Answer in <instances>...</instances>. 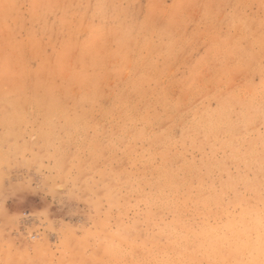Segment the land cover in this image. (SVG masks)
I'll return each instance as SVG.
<instances>
[{"label":"rangeland","instance_id":"374dc122","mask_svg":"<svg viewBox=\"0 0 264 264\" xmlns=\"http://www.w3.org/2000/svg\"><path fill=\"white\" fill-rule=\"evenodd\" d=\"M7 1L10 2V0H7ZM24 1H25V3L28 1V3L25 4V3H23ZM54 1L56 2V4L54 6L55 8L53 9V13L52 14L50 13L49 15L46 16L45 23L48 21V24L46 23L47 27L48 28L50 27L49 29H53V28H55V29H53L51 31L47 30V32H45V30L43 28V20L41 18L39 19V17H38L34 21H32V18H30V6H29L30 4H29V0H13V1H11L14 4V7H15V8L13 7L15 9V11H13V17L17 21L18 20L20 21V27L13 26L11 20H8L2 26L0 25V30H2V28H3V30H4V28H6V30H8V31L5 32V34H4L5 30L1 31L4 34V37L0 38V51H3L2 50L3 48H4V51H6V50L9 51V50L13 49V51H10V54L12 56L11 52L14 53V51H16V49H14V45L15 44L25 43L26 42V38L25 37L29 34V32L31 30H34L35 35L37 34L36 36H38L36 38L40 41V43L41 42L43 43V44L41 43L42 44V49H43L42 50L43 54L45 56H47L48 58H50L51 57V47L49 45L45 44L47 42V39L50 38L52 40L54 38L52 41L55 42L56 46H59L60 41H63L65 39H67L65 37L66 36L68 37V34H69L67 28L66 27H62V22L60 21V17L62 16L60 14H62V12L59 9V5L62 6L63 4H66V3H63V2H65L64 0H58V1L54 0ZM67 1L68 0H66V2ZM76 1L77 0H71L70 6L76 8L77 10H80V12H82L83 10L87 9L86 10V16L82 20V22H83V25H85V26H86L85 23L88 22L87 23L88 25L86 27L87 30L85 29V27L82 28V26H81L77 30H75L74 33H73V40H75V39L77 40V38H78L79 41L78 42H75L76 40L73 41L75 43H74V45H72L71 48H73L76 45L77 47H74L73 50L75 51V48H76L77 49V53H73L74 51L72 50L73 52H72L71 55L73 57L70 59L71 60L70 62H74L73 58L79 52V45L83 42V40L86 38V36L88 34V26L94 25L93 28H95V27H98L99 25H101L100 22L98 21V19L91 15V11L93 10L94 4H95V0H78L77 2ZM89 1H90V4H88ZM112 1L115 4V0H107V1H105L106 2V6L109 5L108 7H110L111 10H113L112 6L110 4ZM132 1H134V0H132ZM132 1L129 2V3H127V2L123 3L122 2V4H121L122 7L121 8L125 9L126 12L128 10H130V11H128L129 14H128L125 22L127 23L129 20L132 21V22L129 21L127 24L135 25V26H137V29H138L139 28L138 26L141 27L140 23H142L143 18L146 17L147 12H148L146 7H144V6H146L147 3L151 2L152 0H137V1L135 0L134 2H132ZM159 1H160V6L156 5L155 9H154L155 12H158V13H155V12L153 13L152 12L153 14H151L152 16H150L151 20H154L152 22V23H154L153 24L154 26H152V23H151V25L147 24L146 26L142 27L143 31H140L139 35H137V36H133L132 35L131 36V37L136 38V40L140 37V39H138V41H140V42L143 39V37H141V36H146V37L148 36L150 39L147 37V40H149V41H147V40H145V41L149 42V44L151 45V48L148 51L150 55L148 54V52L145 49L138 50V48H136L137 46H134L135 52L131 53L132 51H134L133 50V45L128 43L129 47H126L128 45L127 42L125 43V44H127L125 47L124 46L120 47L119 48L120 49L119 53H121V54H119V55L123 54V57H125V59H126V63L119 64L120 65V69L119 70H115V69H118V67L116 66L114 68V70H113L114 72H113L112 76L108 75V76H110V78L108 76H107L108 79H106L107 77L106 78H102V79H106L105 83H104L105 80L103 81L101 79L103 82L100 80L97 88H98V92L100 94L103 93L104 97L102 96V94L101 95L99 94L98 97H95V99L93 101L90 100L91 103L88 100H84V101L81 102V101H79V98L76 99L75 97L80 96V92L82 90L80 91L79 88L74 86L75 89L76 90L78 89V92H79V94H76L78 92L74 91L75 89L73 90L74 87L72 85V87L70 88V91L72 92V90H73V92H75V94H73V92H72V94L74 96L75 95H77V96L74 97L70 93V95L67 96L64 99L63 98H58L59 110H61V111H60V113H54V114L55 115L56 114L57 115H59V114L62 115L63 114L62 117H64L65 119L62 118L60 115H59L60 116L59 118H58L57 115H56L57 117L54 118L53 116H55V115L49 114V115H51L50 116L51 122L55 123V124H52V126H49L48 124H45V127L50 128V130H46V128H44V133L40 132V127H44V125L42 126V124L44 122L43 119H42V115H41V114H43L42 112H40V113L39 112H34V113H38L36 115H34L33 112H31V115H30V113H26L25 115H23L24 116V122H22L20 124H15L12 128H7L6 125H0V264H46L49 261H50V264H61V263L62 264H95V263L96 264L97 263L98 264H104V263H107V264H109V263L110 264H132V262H134L135 264H140L143 261V264H144V258H146L144 255H147V252H150L151 249H152V253H155V252H153L154 249H155L154 248L155 245L153 243L156 244V241L159 240V239L158 238L157 239L154 238V240L156 239L154 241L152 236H151V238L148 237L146 239L145 238L143 239L144 235L149 236L150 233H152V232H150V230H152L151 229L152 225H151V228H150L149 224H148L149 227H147L148 230L144 231L145 228H146L145 227L146 226L145 225L146 221H148L147 218L150 217V220H151V219H155L156 217L162 216V218H163L162 220H165L167 222V221H169L168 218H170V216H167V214H159L157 209L155 208V206L153 204H148L144 200L145 196L150 195V197L154 198V199H155V196H156V190L154 189V186L150 187V185L147 184V183H146V186H145L144 182H145V179L148 178V176H147L148 173L147 172H143L142 164H140L138 162V161L142 162V160H140V159L143 158V157H139V155L141 156V154H143L145 159L148 157L147 156L148 154H146V151L149 148V146H148V144L145 143V140L141 141L139 139H135L134 141H136V142H134L133 139H132V136L128 135L130 133H131V135L134 133V131L132 129L133 127L131 128V130H132L131 132H129L130 128H128L129 131L127 130V127H125L126 130H122L121 129L122 123H120L121 120H120V117H119L118 113H117V115H114V118H111L110 116H112V113L109 114L106 111V110L109 109V106L112 104L113 98L120 92V89H122V87H124V85L126 86L128 77L129 78L132 77V79H136V78H138L139 74L142 73L143 70H144L143 68H140L141 69V71H140V69H138V68L142 67V65L141 66L135 65V64L133 65V64H131V60L133 61V60H135V58H137V57L139 58L140 56H142V58H143V59L139 58V61L141 63L144 62V61L145 62L147 61V60H145L146 57L150 58L151 60H152V58H153V60H154V58H156L154 60L155 62L157 60H159V61L156 62L158 64H155V62L153 60L152 61L154 63H152L151 60L148 61V63H151V64L148 65L147 67L150 68L151 65L155 64L156 67L153 66V68H156V69H153L151 67V69H153V72L150 71V69H148V70L146 69L145 73L143 72L144 73L143 76H145V77L149 76L148 79L149 78H151V79L153 78V80L149 79L148 82L145 81L146 82L145 83V88H146L147 92H145L146 95H145V93H143V94L145 96L149 95V96L152 97V95H150V93L152 94L153 90H154L153 93H155V90H157V88L161 91L162 89H161L160 85H163L162 87H164V88L167 85L166 87L167 88L169 87L170 91L167 88H165V90L167 91L166 93H167V97L169 98V100L176 101L177 98L180 99L181 97H182V100H183L182 101V105L184 107L182 105H178L177 109H176V106H175V108H174L175 110L172 111V112H174V111L178 112V113H176V112L174 113V115L176 117H177L178 114H181L182 117H184L185 114L188 115V113L190 111H192L193 108H195V109L199 108L197 111H200L201 110L200 109L201 108L200 107L201 103H202V105H201L202 109L206 105H208L209 108L213 109L215 107V105H216V99H217L216 97H218V95H221V94H223V96H226L228 94H233V95H235L237 97H240V98H243L242 96L245 97L247 95L244 98L247 101L248 99H250L252 97V93H251V91H252L253 94L256 96V97H254L255 101L257 100V102H259V103H262V104L264 103V99H263L264 98V93H263V91H261V90H264V74L259 75L258 73H254L252 68L241 66L242 59H239L238 56H241L240 53H243L242 50L238 51L239 55L234 54V51L232 49H228V48H232V44H231L230 45L231 47L229 46L227 48L228 51H227V49H225L226 51H224V53H225L224 54L223 51H222V50H224V47H222V45H221L222 44V40H220L221 38L218 37L219 35L218 36H212L210 34L211 35L210 36L208 32L202 33L204 30H206L208 28L210 23H213V25L215 27H217V28L219 27L220 28V32H221V30H223L221 32L220 36H222L226 32H229V30L231 32V33L229 32L230 35L234 36L235 33L234 34L232 33V32H235L234 31V26L231 25L232 24L231 21L227 22L228 20H230L229 16H227V14L230 13L235 8L238 9L237 7H239L238 10L241 12V15L242 14L246 15V17H245L246 20H248L249 18L251 19V21L250 20L247 21L246 31L249 30L248 33L252 36V39L254 40L256 37H259V35L264 34V26H258V24L256 25L257 21L263 20L264 0H262L261 2L259 0H214V2H213V0H204V1L202 0L203 2L201 0H188L186 2V3H188V4H186V7H185L184 0H183V2L180 4L181 6L178 9L170 10V16H169L168 19H170L171 16L173 17V18L171 17L170 21H172V23H173V25H175V27L171 26V28H172V31H173V28H175V30H176L175 33L173 31L174 35L171 32V34L173 35L172 37H171L170 33L168 34V36H161L160 37V35L158 34V31L161 30L165 25H168L167 22L169 20L166 18V16H165L166 13H164V10L165 9L169 10L170 8H172V5H173L174 1H176V0H159ZM189 1L191 2L190 4H189ZM206 1H208V3ZM136 2H137V4H136ZM140 2H142V3H140ZM220 2H222V3H220ZM225 2H226V4L224 6ZM257 2H258V4H257ZM130 3H131V5H130ZM134 3H135V5H134ZM210 3H212L210 5L212 8L208 5ZM213 3H215V4L213 5ZM229 3H231V4H229ZM15 4H16V6H15ZM182 4H184V6H182ZM227 4H228V6H227ZM116 6H117V4H116ZM207 6H209V7H207ZM217 6H218V8H217ZM20 8H21V10H20ZM57 8H58V10H57ZM134 8H135L137 13L135 12ZM214 8H215V11H214ZM211 9H213V10H211ZM56 10L59 11V12L56 13L57 12ZM111 10H109V12ZM157 10H159V11H157ZM115 11L113 10L110 13H107L110 16V17L107 16L108 21L111 20L114 17L115 14L113 12H115ZM138 11L142 12V14L140 12H138ZM204 11L207 13V14H205L207 16L204 15V13H205ZM207 11H209V12H207ZM133 12H135V13H133ZM211 12H213V13H211ZM214 12L219 14V15L218 14L215 15V17H216L215 19H217V20L219 19L218 21L217 20L215 21L212 18V16L214 17V15H213V14H215ZM130 13H131V15H130ZM189 13H190V16L188 17L187 15H189ZM155 14H157V16H155ZM211 14H212V16H211ZM129 15H130V17H129ZM178 15H179V17H178ZM160 16L163 17V18H166L167 20L161 18ZM186 16H187V18H186ZM152 17H156V19H154ZM174 17H176V18L178 17V18L176 19ZM67 18H68L67 21L64 22L66 24H68L70 22L72 23V21H74V20H71V18L74 19L73 16H71V17L68 16ZM141 18H142V20H141ZM184 18H186V19H184ZM127 19H129V20L127 21ZM173 19L175 20V22H173L174 21ZM221 19H223V20L221 21ZM30 20L32 22H30ZM86 20H88V21L85 22ZM162 20H164V22ZM190 20H191V22H190ZM200 20H201V23H200ZM159 21H160V23H159ZM52 22H53V25H52ZM138 22H139L140 25L137 24ZM249 22L252 23L255 26H252V24H251V27H253V28H250V26H249L250 23ZM186 23H188V24L190 23V24L188 25ZM228 23L230 24L229 27H228ZM25 24H26V26H25ZM58 24H60V25L58 26ZM160 24H164V26L161 25V27H160ZM182 24H183V26H182ZM30 26H32V27H30ZM34 26H36V27H34ZM148 26L149 27L152 26V27H150V29H148L149 28ZM176 27L178 28V30L176 29ZM184 27H185V29H184ZM26 28H27V30H25ZM23 29H24V31H23ZM147 29H148V31H147ZM151 29H154V30L150 34ZM12 31H15L16 33L12 32ZM26 31H27V33H26ZM196 31H197V33H196ZM7 32H9V33H7ZM59 32H62V33L60 34ZM255 32H258L257 35L254 34ZM24 33H26L27 35H24ZM63 33L65 35L62 38ZM200 33H202V35ZM3 34H0V35L2 36ZM12 34H15V35H12ZM51 34H52V36H51ZM77 34H79V35L77 36ZM179 34H180V37H179ZM205 34L207 36H204ZM58 35H60V36H58ZM122 35L126 36L127 34H124V32H122L120 34V36H122ZM153 35L155 36V38H154ZM184 35L187 36V37H185ZM117 36L120 37L119 35H117ZM117 36L114 38V40L111 39V38H110L111 40L109 38H107L108 41H110V43L107 41L106 38H104V40L106 39L105 41H107L108 44L110 45L109 46L108 44H106L107 42H104L105 43L104 47H106L107 50L110 51V49H116V47H117L116 46V44H117V42H116ZM192 36H194V38ZM195 36H197V38ZM156 37H158V38H156ZM178 37H179V39H178ZM55 38H56V40H55ZM192 38L194 39L193 41H192ZM195 38H196V40H195ZM201 38H202V40H201ZM172 39L174 41L173 42L174 48L176 50H174L173 52L169 53L168 49H167V45H168L169 41H171ZM180 39H182V40H180ZM197 39L200 40V41H198ZM155 40L156 41L158 40V41L156 42ZM178 40H179V43L181 42L180 44L178 42H176ZM204 40H205V42H204L205 44L203 43ZM23 41H25V42H23ZM112 41H114V42H112ZM124 41H127V40H124ZM215 41H217V43H215ZM154 42H156V44ZM197 42H199L198 45H197ZM211 42L214 43V44H217V45H215L214 48H212L211 46H209V44H211ZM1 43L5 47H3L1 45ZM76 43H78V44H76ZM236 43H238V42H236ZM164 44H166V45H164ZM185 44H186V46H185ZM192 44H193V46H192ZM107 45H108V47H107ZM178 45H179L180 48L178 47ZM190 45L192 46L191 48H190ZM194 46H195L196 50H193ZM127 48H130V50H129L130 52H128ZM162 48H163L164 51L162 50ZM104 49L105 48H103V51H102L104 56L103 55L102 56L105 58L106 54L109 51L107 53H105L106 51ZM151 49H152V51H151ZM158 49H160V50L157 51ZM214 49H216V50L218 49V52L216 50H214ZM160 51H161V53H160ZM193 51H195V52H193ZM214 51H216V52H214ZM220 51H222L221 54H219ZM258 51L259 50H256L253 54H255V55L258 54ZM127 52H128V55H127ZM141 52L145 53V54H142ZM163 52H164V54H162ZM165 52L169 53L170 59L169 58L167 59V56H166L167 53H165ZM226 52L227 53L229 52L228 53L229 55L231 53L233 54V58H232L233 60L230 59V56H228V57L226 56V55H228V54H226ZM238 52L236 51L235 53L238 54ZM259 52L261 54L259 53L258 55H256V56L254 55L253 57L258 59L257 66L260 64L259 67L264 69V59H263L264 58V48H263V50H260ZM15 53L17 54V52H15ZM151 53H152V55H151ZM211 53H213V54H211ZM215 53H216V55H215ZM16 54H13V56H12L13 60H14V57L16 56ZM206 54H207V56H206ZM153 55L155 57H152ZM156 55H160V58H159V56H156ZM164 55H165V57H163ZM219 55H221V56H219ZM223 55L225 57H227L228 62H226L227 59L225 60V57ZM235 55H236V57H235ZM130 56H132V57L134 56V57L130 58ZM211 56H213L214 60H213V58ZM188 57H189V59H186ZM234 58H237V59H234ZM127 59L128 60L130 59V60L128 61ZM218 59L222 63H219V61H217ZM238 59L240 61H237ZM256 59H252L253 61H255V64H253L252 63L253 61H252L251 62V66L256 65V62H257ZM167 60H168V62H167ZM211 60H213V61H211ZM37 61H36L35 58H31L30 61L27 60L26 61L27 69L34 70L36 68L37 64H38ZM169 61H171V62H169ZM208 61H210L211 63L208 62ZM230 61H232V62H230ZM128 62H130V64ZM140 62H139V64H140ZM214 62H215V64H214ZM197 63H199V64H197ZM204 63H205V65L207 64V66L203 65ZM227 63H229V64L227 65ZM230 63L232 65H230ZM168 64H170V65H168ZM210 64H211V66H210ZM212 64L214 66L216 65L219 69H222V71L225 72L224 74L226 75V77L228 75L227 73H229V75H230L236 69H237L236 71H239L238 69L241 68L239 76L236 74V71H235L236 78L233 81L236 82V83H233V81L229 78V76L227 78L230 79V80H228L226 78L221 79L218 82V83H220L219 85H217L218 83L210 82L209 81V78H210L209 74H211V76H212V75H214L216 73V70L218 71V68L217 67H213ZM122 65H124L125 67L124 66L122 67ZM146 65H147V62H146ZM16 66H18V65L16 64ZM16 66L14 67V69L17 68L16 70H19V68L16 67ZM32 66H33V69H31ZM227 66H229L230 68L227 67ZM25 67H26V65H25ZM173 67L174 68L176 67V69H177V71L175 73H174V71L176 69H174ZM197 67H200L201 69H198V71H196ZM232 67H234V69H233L232 72H230L232 70ZM190 68L192 69V71L190 70ZM203 68H205V69L207 68V69L204 70ZM211 68H212V70H211ZM246 68H248L247 71H246ZM126 69L127 70L129 69L133 73H131L129 70L127 71ZM163 69H164V71L166 70L165 75H164V72L161 71ZM213 69L215 71L214 74L212 73ZM133 70L136 71L137 76H136V74H135V72ZM155 70H157V71L160 70L161 72L159 71L160 72L159 73V72L156 71L154 73ZM243 70H245V71H243ZM226 71H227V73H226ZM88 72H89V70H88ZM147 72H148V74H151V72H152L153 76H157L155 78H157L158 81L154 77H150V75L146 74ZM243 72H245V73H243ZM123 73H125V75L126 74L127 75L126 76L125 75L120 76ZM161 73H163V74L161 75ZM190 73H192V74H190ZM251 73H252V76H251ZM131 74H133V75L131 76ZM154 74H156V75H154ZM174 74H175L176 77H173ZM189 74H190V76H189ZM167 75H170V76L168 77ZM231 75L234 76V74H231ZM231 75H230V77H232ZM117 76L118 77L120 76L119 78H122L124 81L125 80L126 81L124 82L121 79V81L119 82L120 79H118ZM166 76L168 77V81H166V79H165V78H167ZM116 77H117V79H116ZM161 77L163 78V80H162ZM245 77H247V78H245ZM58 78H60V76ZM169 78H173V79H175V81L173 79L170 80ZM205 78L208 79L207 82L205 81L206 80ZM109 79L110 80L113 79V81L111 82ZM148 79H146V80H148ZM232 79H234V78L232 77ZM238 80H241V82L238 81ZM60 81H63L62 77L60 79L56 78V81L54 83V86L56 88H59V87L61 88L62 87V85L60 84L62 82H60ZM159 81H160L161 84L159 83ZM163 81H164V83L166 82L167 84L166 83L164 84ZM182 82H183V84H182ZM26 83H28V85H26ZM26 83L23 84V85H25L26 89L23 88V89H25V91H22V92L24 94H26L25 92L27 90H29L30 92L27 91V92L30 93V94L28 93V95L32 96V94H33L32 92L34 91L33 83H29V82H26ZM178 83H180V84H178ZM191 83L193 85L196 84V86H197V88L199 90L196 88L195 85H194L195 87H193ZM229 83H230L231 90L233 89V86H234V89H236V90H234V89L233 90L235 92H233L229 88H227ZM122 84H124V85H122ZM168 84H170L171 86H169ZM173 84H174V86H173ZM188 84L191 85L188 88H190V87L192 88L193 87L192 89H195V88L197 89V90L195 89L196 91L195 90L193 91L194 93L191 92L190 95L188 93V88L185 87V86H188ZM210 84H212V86ZM214 84H215V88H214L215 91L213 89L210 90L214 86ZM10 85H12V84H10ZM176 85H178L179 87L176 86ZM180 85H182L181 89H180ZM1 86L2 85L0 84V87ZM29 86H31L33 88L30 87V89H28ZM16 87L17 86H14V87L10 86V89L7 88L8 90L4 89V91L2 90V88H0V90H1L0 97L2 95L3 96L7 95V93H9V92L11 94L12 91H9V90H12V88L14 90V88H16ZM117 87L118 88L121 87V88L118 89ZM219 87H220V89H219ZM236 87H238V88L240 87L239 88L240 90H237L238 88H236ZM103 88H105L104 92H100V90L103 91L102 90ZM147 88L152 90V92L149 89H147ZM185 88H187V91L186 92H182V91L185 90ZM191 88L189 90H191ZM200 88H201V90L202 89L206 90L207 97H212L213 94H217V93H214V92H216V90H217V92H220V93L221 92H225V93H221V94L219 93L216 96L213 95L212 98H209V101L210 100H212V101L207 103L206 101H208V100L206 99L207 97L205 95H204L205 97L201 98L203 96V94H205V93L203 91L199 92ZM207 88H208L209 92H211V91L213 92L214 91L213 94L208 92L209 95L212 94L211 96H209L207 94ZM126 89L129 91L128 86H126V88H124V91ZM243 89H245V90H243ZM257 89H259V90H257ZM31 90H32V92H31ZM106 90H107V92H106ZM127 90H126V92H124L123 89L121 90V93H122L123 97L124 96L127 97V98L129 97L127 100H131L132 99V101H128L129 103H135V101H136V103H135L136 107H138V106L145 107L147 101H149V103H147V104H150V102L153 100L149 96L147 98H145V96L142 95L143 99H145V101L142 99V101L145 102V103L142 104V101L140 100V98H142V97H139L141 95H138L136 97L135 95H137V93L135 95L134 94L132 95L131 92L127 93ZM148 90H149V93H148ZM246 90H248V91L250 90V92H249L250 94ZM59 91L61 92L60 89H59ZM160 91L157 90L156 93H158ZM168 91L170 92L172 97L168 95L169 94ZM243 91H245V92H243ZM255 91L257 92L256 94L254 93ZM123 92H124L125 95L123 94ZM196 92H199V94H195ZM237 92H239V93H237ZM13 93H15V91H13L12 94ZM126 93L128 95H131V96H126L127 95ZM133 93H134V91H133ZM179 93L184 94V95H179ZM86 94L89 96V92L86 93ZM119 94L117 96H119ZM108 95H109V97H108ZM122 95L120 97H122ZM192 95L196 96V98L195 97L191 98ZM259 95H260V98H259ZM58 96H63V95L59 94ZM106 96H107V98H106ZM176 96H179V97H176ZM185 96H187V97L190 96V98L188 99L190 104H187L188 101L187 102L185 101V99H184V98H186ZM84 97H86V96H84ZM132 97H134V99ZM198 97H200V98H198ZM80 98H82V96H80ZM110 98H111L112 101L108 102L110 100ZM136 98L139 99L138 100L139 103L137 102ZM97 99H99V100H97ZM192 99L193 100L196 99V100H194L195 102H193ZM197 99H198V101H197ZM244 99H242V100H244ZM74 100H78L79 102L78 101L74 102ZM65 101L66 102L68 101L66 103V105L68 104L66 106L68 110L65 107V103H64ZM69 101L70 102H74L76 104L74 105V103H69ZM99 101H100V105L98 103ZM103 102L104 103L107 102L106 103L107 106H105V104H102ZM191 103H193V104H191ZM203 103L204 104L206 103V104L203 106ZM71 104L74 105V107H71L72 106ZM83 104H84V106H83ZM80 105L83 106V107H81ZM187 105H189V106H187ZM191 105H193V106H191ZM96 106H97V108H96ZM101 106H103L102 107L103 112H100L99 114H101V115H98V113L96 111H98V112H99V110L102 111V109L100 108ZM149 106L147 105V107H145V108L148 109ZM107 107H108V109H107ZM113 107H115V106H113ZM185 107L188 108V109H186ZM196 107H198V108H196ZM98 108H99V110H98ZM182 108H184V109H182ZM76 109H77V111H75ZM141 109L143 110L144 108H141ZM141 109H139V108L137 109L136 108L135 110H139L140 111ZM146 109H144V110H146ZM69 110H70V112H69ZM88 110H89V112H88ZM187 110H188V112H187ZM93 111H95V112H93ZM139 111H135V112L137 113ZM61 112H63V113L61 114ZM172 112H171V115L168 114L165 119L159 120V121L153 123L152 124L153 125V129L151 131H153V132L160 131L161 132L163 130L162 131L163 134L164 135L167 134V136H168L167 139L172 143L173 148L175 150H177V151L180 150V152H182L181 146H179L181 144V142L179 141L180 140V135H181L180 129H179V127H180L179 125H181V122H178V124L176 126V122H177L178 119L172 114ZM70 113H72V114H70ZM64 114H65V116H64ZM89 114L90 115L92 114V116H89ZM102 114H103V116H102ZM107 114H108V116H107ZM85 115H87L86 119H87L88 122L85 121V122L82 123L81 121L84 119L83 117H85ZM93 115H95V117ZM66 116H68V117H66ZM71 116H72V118H70ZM172 117L174 118L175 121L168 120L169 118L171 119ZM232 117H233L232 118V122L235 124L237 122L236 115H233ZM75 118H77V119H75ZM89 118H91L90 122H89ZM110 118H111V120H113V119L114 120L110 121ZM186 118H187V116H186ZM184 119H185V117H184ZM64 120H66V121L68 120L67 121L68 123L71 120L70 121V125L72 126L71 127L72 128V132H70V135H69L70 137L68 136V138H69L68 141L65 138L64 132H62V131H64L62 127H65L66 125H68L67 122L64 121ZM73 120H75L76 122L73 121ZM178 121H180V120H178ZM57 122H58V125L56 124ZM73 122L75 124H77L78 122L82 123L81 125L79 123L78 124L80 126H82L81 132H83V134H81V135L83 136V138H85V140L82 138V141L84 140V142H81L83 146L79 142V141H81L80 140L81 139L80 138L81 135L78 134L80 132V130L76 129L78 127V124H77V127H76V125H74ZM158 122H159V124H158ZM166 122H169V123H166ZM90 123H94L93 127H90L91 126ZM135 123L136 124L134 126L136 128H139L141 123L138 122V121L135 122ZM170 123H171V126L169 125ZM256 123H253V129H254V126H255V127H257V128H255L256 131L264 132V122H259L257 124ZM106 124H108V125H106ZM172 124L174 125V127L172 126ZM60 125H61V127H59ZM83 125H84L85 128L83 127ZM95 125H96V127H95ZM156 125H157L158 128L154 127ZM55 126H56V128L53 130V128ZM21 128H23V132L22 133L20 132V131H22ZM101 128H102V130L104 129L102 132H100ZM154 130H156V131H154ZM164 130L165 131L167 130L168 133H166ZM104 131H106V132H104ZM123 131L124 132L126 131V132L124 133ZM54 132H56V133H54ZM119 132L122 135H119ZM52 133H54V134H52ZM59 134H61V137L65 138V140H64L65 142L60 139L61 137H60ZM63 134H64V136H63ZM94 134H95V137H92V136H94ZM113 134L116 135V136H114ZM124 134L126 136H124ZM58 135H59V137H58ZM118 135L120 137L122 136L121 137L122 138L121 139L122 143H121V141L120 142L118 141V139L120 138ZM127 136H129L130 139H128L129 137L125 138ZM71 137H73V138H71ZM115 137L116 138L118 137V138L116 139ZM165 137H166V135H165ZM70 138H71V140H70ZM112 139H114V142H115V140H117L118 143L116 141L115 144L113 143L114 145H110L109 143H110V141ZM58 140H59V142H58ZM75 140H78V142L77 143L73 142ZM95 140H97V141H95ZM127 140L128 141L132 140V141L130 143H128ZM137 140H139V141H137ZM90 141H91V144H90ZM62 142H63V147L64 148L61 145V148H63V149H60L59 146H60V143H62ZM126 142H127V144H126ZM64 143L66 144V146L69 144L68 145L69 147H66ZM128 144H130L132 146V149L129 150V151L126 148V146H128ZM133 144H136V145H133ZM188 144H189V142L186 143V148H187L186 156L189 157V158H194L195 160H198V159L203 157V154L205 155V154L209 153V148L208 147H204L203 150L197 151V150H195V148H192L191 146H189L190 144L189 145ZM80 148L83 149V151ZM157 148H158V146L156 145V147L154 146L153 149H155V151H156ZM177 148H179V149H177ZM57 149H58V151H57ZM143 149H144V151H143ZM153 149H152V151L154 153L155 151ZM61 150H62V152H61ZM77 150H79V151L77 152ZM132 152L134 154H137V155L132 154ZM64 153H65L66 156L64 155ZM111 153H114V154L112 155ZM95 154H97V156ZM106 154H108V155H106ZM115 154H116V156H115ZM155 154L156 155H153V156L151 155V156L152 157L155 156V161L154 162H157L160 159V157L157 156L158 154L156 152H155ZM53 155H54V157H53ZM93 155H95L96 157L93 156ZM55 156L56 157L58 156V157L56 158ZM128 156H129V158L133 157V159L136 156V159L134 161L136 163L133 164V162L131 161L132 158L130 160H127ZM117 157H118V159H117ZM208 157H211L212 163L216 165V163H218L221 160V151H216L214 156H208ZM138 158H139V160H138ZM54 159L57 160V162ZM58 159H59L60 162L58 161ZM113 159H115V161ZM97 160H99V161H97ZM105 161H107V163ZM108 161H110V162H108ZM99 162L102 163L103 165H101ZM115 162H116V164H115ZM56 163H58L59 165H56ZM60 163H61V165H60ZM80 163H82V164L80 165ZM95 163H96V167L94 166ZM109 163L113 166V168H112V166L109 165ZM138 163H139L140 166L138 165ZM224 163L226 165L224 167L225 171L227 170L228 172H230L232 174H236L238 172L237 169L232 165L231 162L225 161ZM62 164H64V165H62ZM91 164H93V165H91ZM82 165H83V167H82ZM99 165H100V167H99ZM57 166H59V168H61L63 170H59ZM69 166H70V168H69ZM104 166H105V168H104ZM134 166H135V168H134ZM79 167H81V168H79ZM89 167L92 170V172H91V170H88ZM95 168L97 169L96 171H95ZM99 168H100V170H99ZM57 170L61 171V172L57 173ZM65 171H67L68 173L65 172ZM100 171H102V174L100 173ZM106 171H109V172L107 173ZM116 171H117V175H116ZM95 172H97V173H95ZM111 172L112 173L114 172V175H112ZM106 173H107V175H106ZM119 173H121V175ZM109 174H111V176L113 178ZM122 174H124V175H122ZM145 174H146V176H144ZM59 175H61V176H59ZM104 176H105V178L107 176V179H105ZM108 177L110 178V181H109ZM64 178H66V179H64ZM245 179L249 181L248 177H246ZM103 181H104V184H106V185L103 184ZM203 182L207 183L209 186H211V184H212L217 189L218 184L220 182V179L217 178L212 183H210L208 181H203ZM110 183H112V184H110ZM250 184H251V182H247L245 184L247 189L250 187ZM108 185H111V186H109V189L111 188L110 191L112 193H109ZM103 186H105L107 188H104ZM114 189H115V191H114ZM239 189H240L241 192H244L243 194H245L246 198L251 197V193L249 191L243 190L241 187H239ZM256 195L258 197H262L263 196L261 191H258V193ZM226 196H228V200L232 199V204H234L233 195L232 194H227ZM232 208H234V207L232 206L231 210H233ZM221 219H222V216H221ZM132 225H134V227L136 229L131 228L132 231L127 230ZM122 230L124 231V233H123ZM143 231H144V233H143ZM147 231L149 232V234H148ZM114 232H115V234H114ZM130 232L132 233V235H130L131 234ZM95 233L98 234V236ZM125 233H127V234H125ZM91 234L92 235L95 234L96 236L95 235L91 236ZM121 234L123 235L121 237L124 238L123 241L122 240H118V238H116L119 235L118 237L121 239V237H120ZM113 235L116 236V237L113 238ZM138 235H139V237H138ZM87 236H88V238H86ZM125 236H128V237L125 238ZM110 237H112V238H110ZM130 237H132V238L135 237V238L132 239ZM138 238H140V240ZM149 238L153 242L151 240H149ZM147 239L149 241H151V242H149ZM125 240L127 241V243L130 242V243H128L129 246H130V244L132 242L135 243L137 246H135V244L133 246V244H132L131 245L132 248L128 249L129 247H128V245H126L127 243H125L126 242ZM141 240L142 241L143 240H145V241L147 240V241L146 242H144V241L141 242ZM116 242L119 243V244L121 243L120 246H119V244L117 245ZM122 242L125 243V244H123ZM147 243H149L150 245L147 244ZM158 243H159V241H157V244ZM142 244H144V245H142ZM112 245H113L114 248L112 247ZM114 245L117 246L119 251L118 250L116 251V249H115L116 247ZM125 245H126V248H125ZM140 245H142L143 248H145L147 246L145 249L142 248L144 252H145L146 249H148L150 251L146 250V253H144L143 251H141L142 249L140 248ZM150 246H152V247H150ZM133 247L136 248V249L131 251L133 249ZM157 247H158V245H157ZM137 249H138V252H136ZM112 251H113V253H112ZM49 252L52 255L50 254V256L48 257ZM114 252L115 253L117 252V254H115ZM141 252L144 253V254L141 255L142 254ZM156 252H157V250H156ZM178 252H179V250L177 251V255L180 253V252L179 253ZM135 253H136V255H135ZM174 253H175V255H174ZM43 255H45V256H43ZM88 255H90V256H88ZM118 255H120V257ZM150 255H152L151 252L149 253L148 258H150ZM190 255H192V253ZM93 256L95 257V259H94ZM142 256H144V257H142ZM172 256H174V258H177V257L179 258L180 254L176 257V252H172L169 257H172ZM41 257H42V260L40 259ZM50 257H52V258L49 259ZM88 257H89V259L92 257L93 258V259L91 258L92 260H96L97 258L98 259L94 263L91 259L90 260L87 259ZM114 257H115V260H114ZM100 259L104 263L103 262L101 263ZM62 260H63V262H62ZM78 260L79 261L82 260L83 263L82 262L79 263ZM98 260H99L100 263L98 262ZM91 261L93 263H91ZM47 264H49V263H47Z\"/></svg>","mask_w":264,"mask_h":264},{"label":"bare ground","instance_id":"6f19581e","mask_svg":"<svg viewBox=\"0 0 264 264\" xmlns=\"http://www.w3.org/2000/svg\"><path fill=\"white\" fill-rule=\"evenodd\" d=\"M11 1H13V0H10V2L7 1V0H0V25L2 26L8 20H11L13 26L20 27V21L19 20L17 21L13 17V11H15V9H14L15 7H14V4ZM64 1L65 2H63V3H66V4H63L62 6L59 5V9L62 12V14H60V15H62L60 17V21L62 22V27H66L68 32H69V34H68V37L67 36L65 37L67 39L63 40L62 38L65 35L63 33V36L61 38L63 41H60V44L58 43L59 46H56L55 42L52 41L54 38L52 40L50 38L47 39V42L45 44L49 45L51 47V57L50 58H48L47 56H45L43 54V51H42L43 50L42 49V44L43 43L41 42L42 43L41 44L40 41L36 38L38 36H36L37 34L35 35L34 30H31L28 35L26 34L27 31H26V33H24V35H27L26 37L24 36L26 38V42L25 41H23V42H25V43L15 44L14 45V49H16V51H14V53L11 52L12 56H13V54H16L15 52H17L16 56L14 55L15 56L14 60L12 59V56L10 54V51H13V49H11L9 51H7V50L4 51V48H3L2 49L3 51H0V84L2 85L0 88H2V90L4 91V89H7V88L10 89V86L11 87L17 86L16 88H14V90H13V88H12V90H9V91H12V92L15 91V93L12 94V92H11V94H10V92H9V93H7V95H4V96L2 95L0 97V125H6L7 128H12L15 124H20V123L24 122V116L23 115H25L26 113H30V115H31V112H33V113L34 112H39V113L42 112L43 114H41V115H42V119L44 121L42 126L44 125V127H40V132L44 133V128H46V130H50V128L45 127V124H48L49 126H52V124H55L54 122L53 123L51 122V118H50L51 115H49V114L55 115L54 113H60V111H61V110H59L58 98H63V99L66 98L67 96L70 95V93L72 94V92L75 89V87L79 88L80 91L82 90L80 92V96H82V98H80V96L75 97V96H77V95H75V96L73 95V94H75V92H73L72 96H74L76 99L79 98V101H81V102L84 101V100L93 101L95 99V97H98V95L100 93L98 92L97 86H98L100 80L102 78H106L108 75L112 76V74L114 72L113 70H114V68L116 66L118 67V69H115V70H119L120 69V65L119 64L126 63V59H125V57H123V54L119 55V54H121V53H119V51H120L119 48L120 47H122V46L125 47L129 43V44L133 45V50L135 49L134 46H137L136 48H138V50L145 49L147 52L150 50L151 45L149 44V42H147V41H149V40H147L148 36L147 37L146 36H141V37H143L141 42L138 41V39H140L139 36H138L139 38L137 40H136V38L131 37V36L132 35L133 36L139 35V32L143 31L142 27L146 26L147 24L151 25V23L154 20H151L150 16H152L151 14H153L155 12V10H154L155 6L156 5L160 6V1L159 0H152L151 2L147 3L146 6H144V7H146L148 12H147L146 17L143 18L142 23H140L141 27L138 26L139 27L138 29H137V26H135V25L127 24L130 21L129 19H127V21L129 20L127 23L125 22L128 14H129L128 11H130V10H128L127 11L128 13H127L125 9L121 8L122 7L121 6L122 2L123 3H126V2L129 3L132 0H115V4H114L113 1L110 3L111 6H112V9L114 11L116 10L115 12H113L115 15L111 19L112 21L111 20L108 21V19H107V16H109V14H107V13H110L111 11H113V10H111L110 7H108L109 5L106 6V2L105 1H107V0H95V4H94V7H93V10L91 11V15L96 17L101 25H99L98 27H95V28H93L94 25L88 26V34H87L86 38L83 40V42L79 45V52L73 58L74 62H70L71 61L70 59L73 57L71 55L72 52L74 51L73 48L77 47V46L75 45L73 48H71V47H72V45H74L75 42L79 41L78 38H77V40L75 39L76 41L73 40L74 31L77 30L81 26H82V28L85 27V29L87 30L86 27L88 25L87 24L88 20L85 21L87 23L84 22L86 24V26L83 25V22H82V20L86 16V10L87 9L83 10L82 12H80V10H77L76 8L70 6L71 0H68L67 2H66V0H64ZM134 1H132V2H134ZM187 1L188 0H186V1L184 0L185 7H186V4H188V3H186ZM259 1L261 2L262 0H259ZM182 2H183V0H176V1H174L173 5H172V8H170L169 10H166V9L164 10V13H166L165 16H166L167 19L170 16V10L178 9L181 6L180 4ZM206 2L208 3V1H206ZM213 2H214V0H213ZM23 3H25V1ZM26 3H28V1ZM140 3H142V2H140ZM190 3L191 2L189 1V4ZM220 3H222V2H220ZM29 4H30L29 5L30 6V18H32V21H34L38 17H39V19L41 18L43 20V28H44L45 32H47V30L51 31V30L55 29V28L49 29L50 27L49 28L47 27L46 23L48 24V21L45 23L46 16L49 15L50 13L52 14L53 13V9L55 8L54 6H55L56 2L54 0H29ZM88 4H90V1H89ZM116 4H117V6H116ZM136 4H137V2H136ZM184 4H182V6H184ZM211 4L212 3H210L208 5L210 6ZM214 4L215 3H213V5ZM225 4H226V2L224 3V6H225ZM229 4H231V3H229ZM257 4H258V2H257ZM130 5H131V3H130ZM134 5H135V3H134ZM15 6H16V4H15ZM209 6H207V7H209ZM227 6H228V4H227ZM217 8H218V6H217ZM237 8L239 9V7H237ZM238 9L235 8L234 10H232L230 13L227 14V16H229V19H230L227 22L231 21V23H232L231 25L234 26V31L235 32H232L233 34L235 33L234 36L230 35V33H231L230 30H229L230 33L226 32L222 36H220V34H221V32L223 30H221V32H220V28L219 27L218 28L215 27L213 25V23H210L208 28L206 30H204L202 33L208 32L209 35L211 34L212 36H218L219 35L218 37L221 38L220 40H222V44L221 45H222V47H224V50L221 49L223 51V53H224V51H226L225 49H227L231 44H232V48H228V49H232L234 51V54L239 55L238 51L242 50L243 53H240L241 56H238L239 59H242L241 66L252 68L254 73H258L259 75H262V74H264V69L259 67L260 64L257 66L258 59L253 57L255 55L253 53L256 50H259V51L263 50V48H264V34H261V35H259V37H256L254 34L257 35V33L259 31L255 32L253 35L256 38L253 40L252 36L248 33L249 30L246 31L247 21L248 20L251 21V19L249 18L248 20H246L245 19L246 15H243V14L241 15V12ZM20 10H21V8H20ZM57 10H58V8H57ZM109 10H111V11L109 12ZM134 10H135V8H134ZM211 10H213V9H211ZM140 11H138V12H140ZM157 11H159V10H157ZM214 11H215V8H214ZM58 12L59 11H57L56 13H58ZM135 12H136V10H135ZM135 12H133V13H135ZM207 12H209V11H207ZM140 13L142 14V12H140ZM155 13H158V12H155ZM211 13H213V12H211ZM205 14H207V13L205 12L204 15ZM216 14H218V13L213 14L214 17L211 14L213 20H215V21L217 20V19H215L216 18L215 17ZM130 15H131V13H130ZM130 15H129V17H130ZM68 16H70V17L73 16L74 19L71 18V20H74V21H72V23L70 22V23L66 24L64 22L67 21V19H68L67 17ZM155 16H157V14H155ZM187 16L189 17L190 13ZM187 16H186V18H187ZM205 16H207V15H205ZM171 17H170V19H171ZM178 17H179V15H178ZM152 18L156 19V17H152ZM161 18H163V17H161ZM166 18H163V19H166ZM174 18H176V17H174ZM186 18H184V19H186ZM170 19H168L169 20L167 22L168 25L164 26V24H160V27H161V25L164 26L161 30H159L160 28L158 29L159 31L157 30L158 34L160 35V37L161 36H168L169 33H170L171 37L174 35L176 30H175V28H173V31H174V33H173L171 26L175 27V25H173V23H172V21H170ZM141 20H142V18H141ZM201 20H200V23H201ZM222 20L223 19H221V21ZM32 21L30 20V22H32ZM162 21L164 22V20H162ZM130 22H132V21H130ZM173 22H175V20ZM190 22H191V20H190ZM159 23H160V21H159ZM137 24H139V22ZM153 24L154 23H152V26H154ZM186 24H188V23H186ZM251 24L252 23H250L249 26H250V28H253V27H251ZM257 24H258V26H264V12H263V20L257 21L256 25ZM52 25H53V22H52ZM59 25L60 24H58V26ZM229 25L230 24L228 23V27H229ZM25 26H26V24H25ZM152 26H150V27H152ZM182 26H183V24H182ZM252 26H255V25L252 24ZM30 27H32V26H30ZM34 27H36V26H34ZM150 27L148 29H150ZM148 29H147V31H148ZM154 29H151L150 34L153 32ZM176 29L178 30L177 27H176ZM184 29H185V27H184ZM4 30L2 28V30H0V34H3L1 31H4V34H5L6 31H8V30H6V28H4ZM25 30H27V28ZM23 31H24V29H23ZM12 32L16 33L15 31H12ZM122 32H124V34H127V35L126 36H123V35L120 36V34ZM171 32L173 33V35L171 34ZM7 33H9V32H7ZM59 33L61 34L62 32H59ZM196 33H197V31H196ZM202 33H200V34L202 35ZM4 34L2 36L0 35L1 36L0 38L4 37ZM12 35H15V34H12ZM78 35L79 34H77V36ZM117 35H119L120 37H118ZM51 36H52V34H51ZM58 36H60V35H58ZM116 36H117V38H116V42H117L116 49H110L109 48L110 51L107 50V48L104 47V44H105L104 42L108 41L107 38H109V39L111 38V39L114 40V38ZM204 36H207V35L205 34ZM179 37H180V34H179ZM179 37H178V39H179ZM185 37H187V36H185ZM192 37L194 38V36H192ZM195 37L197 38V36H195ZM56 38H55V40H56ZM104 38H106L107 41H105L106 39L104 40ZM154 38H155V36H154ZM156 38H158V37H156ZM193 38H192V41L194 40ZM196 38H195V40H196ZM124 40H127V41H124ZM145 40H147V41H145ZM180 40H182V39H180ZM201 40H202V38H201ZM73 41H75V42H73ZM198 41H200V40H198ZM217 41H215V43H217ZM108 42L110 43V41H108ZM108 42L106 44H108ZM112 42H114V41H112ZM126 42H127V44H125ZM156 42H154V43L156 44ZM173 42L174 41L172 39L171 41H169V43L167 45V49H168L169 53H171L174 50H176L174 48ZM176 42L179 43V40L176 41ZM204 42H205V40L203 41V43ZM236 42H238V43H236ZM2 43H1V45H2ZM198 43L199 42H197V45H198ZM76 44H78V43H76ZM129 44L126 47H129ZM108 45H107V47H108ZM164 45H166V44H164ZM215 45H217V44H214L212 42H211V44H209V46H211L212 48H214ZM2 46L5 47L4 45H2ZM185 46H186V44H185ZM192 46H193V44H192ZM192 46L190 45V48ZM178 47H179V45H178ZM103 48H105L104 49L106 51V52L104 51L105 53H107L109 51L106 54L105 58L103 57L104 54L102 53ZM127 49H128V52H130L129 51L130 48H127ZM228 49H227V51H228ZM159 50L160 49H158L157 51H159ZM162 50H163V48H162ZM193 50H196L195 46H194ZM214 50H216V49H214ZM151 51H152V49H151ZM216 51L218 52V49ZM216 51H214V52H216ZM222 51H220L219 54H221ZM236 51L238 52V54L235 53ZM259 51H258V54L260 53ZM128 52H127V55H128ZM134 52H135V50L132 51L131 53H134ZM193 52H195V51H193ZM73 53H77V49L76 48H75V51ZM160 53H161V51H160ZM165 53H167V52H165ZM169 53H167V55H166L167 59L168 58L170 59ZM228 53L226 52V54H228ZM142 54H145V53H142ZM148 54H149V52H148ZM162 54H164V52ZM211 54H213V53H211ZM258 54H256V55H258ZM151 55H152V53H151ZM154 55L152 57H155ZM215 55H216V53H215ZM236 55H235V57H236ZM156 56H159V58H160V55H156ZM206 56H207V54H206ZM219 56H221V55H219ZM226 56L227 57L230 56V59L233 58V54L232 53L230 55L228 54ZM133 57L130 56V58H133ZM163 57H165V55ZM211 57L213 58V56H211ZM227 57H225V60L227 59ZM31 58H35L36 61L38 60L37 61L38 64H37V66H36V68L34 70L27 69L26 61L27 60L30 61ZM139 58L143 59L142 56H140ZM139 58L137 57V58H135V60H133V61L131 60V64H133V65L135 64V65H139V66L142 65V67L138 66L139 68L138 67L137 68L138 69L143 68L144 70L143 69L142 70H143L144 73L146 72V69L147 70L150 69V71H152V72H153V69H156V68H153V66L156 67L155 64H158L156 62L159 61V60H157L155 62L154 60L156 58H154V60L152 58V60L155 62L154 65H151V67L153 69H151L150 66H149L150 68L147 67L148 65L151 64V63H148V61L151 60L150 58L146 57V59H145V60H147L146 61L147 65H146V62L144 60H143L144 62L141 63L139 61ZM186 59H189V57L186 58ZM234 59H237V58H234ZM239 59L237 61H240ZM252 59H256L257 60L256 65L251 66V62L253 61ZM213 60H214V58H213ZM213 60H211V61H213ZM153 61H152V63H154ZM217 61H219V63H222V62H220L219 59ZM139 62H140V64H139ZM167 62H168V60H167ZM169 62H171V61H169ZM208 62H210V61H208ZM215 62H214V64H215ZM226 62H228V59H227ZM230 62H232V61H230ZM128 63L130 64V62H128ZM205 63L203 65H205ZM252 63L255 64V61H253ZM16 64L18 66H16ZM170 64H168V65H170ZM197 64H199V63H197ZM228 64L229 63H227V65ZM14 65L16 67H18L19 70H16L17 68L14 69V67H15ZM25 65H26V67H25ZM230 65H232V64L230 63ZM33 66H32L31 69H33ZM123 66L124 65H122V67ZM205 66H207V64ZM210 66H211V64H210ZM212 66L213 67H217L216 65L214 66L213 64H212ZM229 66H227V67H229ZM234 67H232V70L230 72L233 71ZM212 68H211V70H212ZM87 69L89 70V72H88ZM174 69H176V67ZM198 69H201V68L197 67L196 71H198ZM203 69L206 70L207 68L206 69L203 68ZM214 69L212 71L213 74L215 72ZM240 69L241 68L238 69L239 71H236L237 69L235 70L236 74L238 76H239L240 71H241ZM190 70L192 71L191 68H190ZM247 70H248V68H246V71ZM140 71H141V69H140ZM156 71L157 70H155L154 73ZM159 71H157V72H159ZM161 71H163L164 75H165L166 70L164 71V69H163ZM176 71H177V69L174 71V73ZM235 71L233 73H231V74H234V76H235ZM243 71H245V70H243ZM130 72L133 73L132 71H130ZM134 72L136 74V71H134ZM152 72H151V74H152ZM142 73H140L138 78H136V79H132V77H130V78L128 77L127 84H126V86H128V89H129V91L126 89L127 93L131 92L132 95L133 94L135 95L137 93V95H135L136 97L138 95H141V96H139V97H142V98H140L141 101L143 99V96H142V95H144L143 93L147 92L146 88H145V83L148 82L149 79H151V78L148 79L149 76H146L147 77L146 78L145 76H143L144 73L143 74ZM224 73L225 72H223L222 69L218 68V71L216 70V73L214 75L211 76V74H209V77H210V78L208 77L209 81L212 82V83H218L221 79H224V78L228 79L227 78L228 76H229V78L232 81L235 80L236 76L234 77V76H232L230 74L234 78V79H232V77H230V75H229V73H227V71H226V73L228 74L227 77H226V75ZM243 73H245V72H243ZM252 73H251V76H252ZM146 74H148V72ZM151 74H148V75H150V77H154V78L157 77V76H153V74L152 75ZM162 74L163 73H161V75ZM190 74H192V73H190ZM190 74H189V76H190ZM123 75H125V73L121 74L120 76H123ZM132 75L133 74H131V76ZM154 75H156V74H154ZM59 76H60V78L62 77V80H63V81H60V82H62V83H60L62 85V87L61 88L60 87L56 88L54 86V83L56 81V78L60 79V78H58ZM136 76H137V74H136ZM167 76L169 77L170 75H167ZM108 77L110 78V76H108ZM108 77L106 79H108ZM117 77H116V79H117ZM119 77H118V79H120L119 80V82H120L122 78H119ZM168 77L167 78L164 77L166 79V81H168ZM173 77H176L175 74H174ZM245 78H247V77H245ZM106 79H102L103 81L105 80L104 83L106 82ZM146 79H148V80H146ZM155 79L157 80V78H155ZM169 79L171 80L173 78H169ZM230 79H228V80H230ZM151 80H153V78ZM162 80H163V78H162ZM173 80L175 81V79H173ZM207 80L208 79H206L205 81L207 82ZM110 81L112 82L113 79H111ZM238 81L241 82V80H238ZM24 82L25 83L26 82L33 83L34 91L32 92V90H31V92L33 93L32 96L28 95V93L30 92L29 90H27L29 92H27V91L25 92L26 94H24L22 92V91H25V89H26L25 85H23V84H25ZM159 83H160V81H159ZM163 83H164V81H163ZM233 83H236V82L233 81ZM10 84H12V85H10ZM178 84H180V83H178ZM182 84H183V82H182ZM219 84L220 83H218L217 85H219ZM26 85H28V83H26ZM72 85H73V87L74 86L75 87L73 88V90L71 89L72 90V92H71L70 88L72 87ZM122 85H124V84H122ZM168 85L171 86L170 84H168ZM194 85L196 86V84H194ZM194 85L192 84L193 87H195ZM210 85L212 86V84H210ZM126 86L124 85V87H122L123 91H124V88H126ZM160 86H161L162 90L160 91L157 88V90L160 91L158 93H156L157 90H155V93H153L154 90L152 92V90L147 88V89H149L152 92V94L150 93V95H152V97L149 96V95L148 96L151 97V99H153L150 102L151 105L147 104V103H149V101H147L145 107H147V105L148 106L150 105L148 109H146L145 107H141V106L136 107V104H135L136 101H135V103H129L128 101H132V99L130 98L131 100H127L129 97L128 98L125 97V96L123 97V95L121 93L122 89H120L121 87L120 88L117 87L118 89H120V92H119L120 94L118 93L119 96H117L118 95L117 94L113 98V101L110 98V100L108 102L112 101V104L109 106V109L107 107L108 110H106L107 113H109V114L112 113L113 117L110 116L111 118H114V115H117V113H118V115L120 117V120H121V121L120 120L119 121H120V123H122V125H121V129L122 130H126L125 127H127V130L129 131L128 128H130L129 132H131L132 131L131 128L133 127L132 129H133L134 133L132 132L133 133L132 135H131V133L128 134V135L132 136L133 141L135 139H139L141 141L145 140V143L148 144L149 148L147 149V151L145 150L146 154H148L147 155L148 157L145 159L143 154H141V156L139 155V157H143V158L140 159V160H142L143 163L141 161H138V162L140 164H142L143 172H147L148 173V175H147L148 178H146L145 182H144L145 186H146V183L149 184L150 187L154 186V189L156 190V196H155V199H154V198H151L150 195H148V196L144 197V200L148 204H153L155 206V208L157 209L159 214H167V216H170V218H168L169 221H167V222L165 220H162L163 219L162 216L156 217L155 219H151V220H150V217L147 218L148 221H146V224H145L146 228H145L144 231L148 230L147 227H149V225H150V228H151V225H152V228H151L152 230H150V232H152V233H150L149 236L144 235L143 239L144 238L146 239L148 237L151 238V236H152L153 240H154V238H156V239L158 238L159 240H157V241H159V243L157 244V241H156V244L158 245V247H157V245L155 243H153L155 245V246L153 245L154 248L157 250V252H156V250L154 249L153 252H155V253H152V249L151 248H150L151 251L146 249L147 251H150L152 255H150V258H148L150 252H147V255H144L146 257V258H144V264L145 263L146 264H264V132L256 131L255 128H257V127H255V126H254V129H253V123L264 122V112H263L264 111V103L262 104V103L257 102V100L255 101L254 97H256V96L253 94L252 91H251L252 97L250 99H248L247 101L244 99L247 96L246 94H245L246 95L245 97L242 96L243 98L237 97V96H235L233 94H228L226 96H223V94H221V93H225V92H221L220 93V92H217V90H216V92H214L215 91L214 90L215 84H214V86L210 90L213 89L214 93H217V94L220 93L221 94V95H218V97H216L217 99H216L215 107L212 109V108H209L208 105H206L202 109V106H201L202 103H201V105H200V107H201L200 109L201 110L200 111H197L199 109L198 107H196L198 109L193 108L192 111L189 110L190 112L188 113V115L185 114L186 112L184 113L185 114L184 115L185 119H184V117H182L181 114H178L177 117H176L174 115V113L176 111L172 112L173 110H175L174 109L175 106H176V109H177L178 105H182V101H183L182 97L180 99L177 98L176 101L169 100V98L167 97V93H166L167 91L165 90V88H167L166 87L167 85L166 86L164 85L165 88L162 87L163 85H160ZM173 86H174V84H173ZM176 86H178V85H176ZM181 86L182 85H180V89H181ZM189 86H191V85L188 84V86H185V87L188 88ZM228 86H227V88H229L231 90L230 83L228 84ZM30 87L31 86H29L28 89H30ZM33 87H31V88H33ZM23 88H25V89H23ZM187 88H185V90L182 91V92H186ZM190 88H188L189 95L191 94V92H193L197 88V86H196L195 89L191 88V90H189ZM236 88H238V87H236ZM239 88L237 90H240ZM59 89L61 90V92L59 91ZM167 89L169 90V87ZM219 89H220V87H219ZM233 89H234V86H233ZM233 89L231 91L235 92L234 90H236V89H234V90ZM102 90L103 91L100 90V92H104L105 88H103ZM126 90L124 92H126ZM149 90H148V93H149ZM243 90H245V89H243ZM257 90H259V89H257ZM74 91L78 92V89L77 90L75 89ZM133 91H134V93H133ZM201 91H203L205 93V94L202 93L203 96L200 94L202 96L201 98H203L205 96L207 97L206 90H203V89L201 90V88H200L199 92H201ZM246 91H248V90H246ZM261 91H263V93H264V90H261ZM0 92H1V90H0ZM88 92H89V96L86 94ZM106 92H107V90H106ZM124 92H123V94H124ZM199 92H196L195 94H199ZM208 92H209V90L207 88V94L208 95H209V93L213 94L212 91L209 92V93ZM243 92H245V91H243ZM249 92H250V90L248 91V93ZM237 93H239V92H237ZM254 93L256 94L257 92L255 91ZM59 94H62L63 96H58ZM76 94H79V92L76 93ZM101 94L103 96V93H101ZM217 94H213V95L216 96ZM121 95H122V97H120ZM145 95H146V93H145ZM168 95L171 96L170 92H169ZM179 95H184V94L179 93ZM211 95H209V96H211ZM213 95H212V97H213ZM84 96H86V97H84ZM126 96H131V95L127 94ZM148 96H145V98H147ZM108 97H109V95H108ZM176 97H179V96H176ZM185 97L186 98H184V97L183 98L185 99L186 102L188 101L187 104H190L189 100H188L190 98V96L189 97L185 96ZM193 97L196 98V96L192 95L191 98H193ZM212 97H207L206 99L208 101H206V102L207 103L211 102L212 100L209 101V98H212ZM106 98H107V96H106ZM132 98L134 99V97H132ZM198 98H200V97H198ZM259 98H260V95H259ZM242 99H244L245 101L242 100ZM97 100H99V99H97ZM138 100L139 99H137V102H138ZM143 100L145 101V99H143ZM194 100H196V99H194ZM194 100H193V102H195ZM77 101L78 100H74V102H77ZM91 101H90V103H91ZM144 101H142V104L145 103ZM197 101H198V99H197ZM67 102L66 101L64 102L65 103V107L68 105V104L66 105ZM74 102H70L69 101V103H74ZM98 103L100 105V101ZM106 103L103 102L102 104H105V106H107ZM75 104L76 103H74V105ZM191 104H193V103H191ZM205 104L203 103V106ZM74 105H72L71 107H74ZM83 106H84V104H83ZM83 106H81V107H83ZM97 106H96V108H97ZM113 106H115V107H113ZM187 106H189V105H187ZM191 106H193V105H191ZM102 107L103 106H101L100 108L102 109ZM136 108L137 109L138 108L139 109L144 108L146 110H144V109L142 110L141 109L142 111L141 110L139 111V110H135ZM66 109H67V107H66ZM182 109H184V108H182ZM186 109H188V108H186ZM98 110H99V108H98ZM75 111H77V109ZM135 111H139V112L136 113ZM69 112H70V110H69ZM88 112H89V110H88ZM93 112H95V111H93ZM96 112L98 113V115H101L99 113L103 112V109H102V111L99 110V112L98 111H96ZM171 112L178 120H180V121L177 120L176 126H177L178 122H181V125H179L180 127L179 126L178 127H179L180 133H181L180 140H179L181 142V144L179 146H181L182 152H180V150L177 151V150H175L173 148L172 143L167 139V137H168L167 134H165L166 137L163 134V132H162L163 130L161 131L162 133L160 131H157L158 133L151 131L153 129V125H152L153 123H155V122H157L159 120L165 119L168 114L171 115ZM187 112H188V110H187ZM62 113L63 112H61V114ZM72 113H70V114H72ZM176 113H178V112H176ZM36 114H38V113H34V115H36ZM103 114H102V116H103ZM56 115L53 116V117L55 118V117L58 116V118H59L60 116L62 117L63 114L62 115L59 114L60 116L59 115L56 116ZM95 115H93V116L95 117ZM233 115H236L237 122L235 124L232 122V118H233L232 116ZM64 116H65V114H64ZM68 116H66V117H68ZM89 116H92V114L91 115L89 114ZM107 116H108V114H107ZM186 116H187V118H186ZM86 117H87V115H85V117H83L84 121L83 120L82 121L80 120V121L82 123L87 121ZM62 118H64V117H62ZM70 118H72V116ZM111 118H110V121H113L114 119L111 120ZM75 119H77V118H75ZM90 120H91V118H89V122H90ZM168 120L175 121L173 117L171 119L169 118ZM64 121H66V120H64ZM70 121H69V123L67 122L68 125H66L65 127H62L63 130H64L62 132H64L65 138H66L67 141L69 139L68 136L70 135V132H72V128H71L72 126L70 125ZM73 121H75V120H73ZM137 121L141 123L139 128H136L134 126L136 124L135 122H137ZM81 122H78V123L81 125L82 124ZM166 123H169V122H166ZM56 124L58 125V122ZM77 124L74 123V125H76V127H77ZM79 124H78V127L76 129L80 130V132L78 134L81 135V134H83V132H81L82 126H80ZM90 124H91L90 127H93L94 123H90ZM158 124H159V122H158ZM106 125H108V124H106ZM157 125L154 126V127H157ZM169 125L171 126V123ZM172 126L174 127L173 124H172ZM59 127H61V125ZM83 127H84V125H83ZM95 127H96V125H95ZM55 128H56V126L53 128V130ZM21 129H22V131H20V132L22 133L23 132V128H21ZM103 130L101 128L100 132H102ZM154 131H156V130H154ZM104 132H106V131H104ZM165 132L168 133L167 130ZM54 133H56V132H54ZM54 133H52V134H54ZM64 134H63V136H64ZM59 135L61 137V134H59ZM59 135H58V137H59ZM119 135H122V134H120V132H119ZM81 136H80L81 139L79 138L81 141H79V142L82 145L81 142H84L85 138H83V136L82 137ZM114 136H116V135H114ZM124 136H126V135L124 134ZM73 137H71V138H73ZM92 137H95V134ZM121 137L119 138L120 140L118 139L119 142L122 139ZM128 137L129 136H127L125 138H128ZM62 138L63 137H61L60 139L64 141L65 138H63V139ZM71 138H70V140H71ZM82 138L84 139L83 141H82ZM128 139H130V137ZM112 140L109 143L110 145H114L115 142L117 141V140H115V142H114V139H112ZM139 140H137V141H139ZM95 141H97V140H95ZM118 141H117V143H118ZM131 141L127 140L128 143H130ZM58 142H59V140H58ZM73 142L77 143L78 140H75ZM127 142H126V144H127ZM134 142H136V141H134ZM188 142L190 144V145L189 144L188 145L191 146L192 148H195V150H197V151H201V150H203L204 147H208L209 148V153H207L205 155L203 154V157L198 159V160H195L194 158L187 157L186 156V153H187L186 152L187 151L186 143H188ZM121 143H122V141H121ZM90 144H91V141H90ZM61 145L63 147V142L60 143V146H59L60 149H63L64 147L61 148ZM68 145L66 146V144H65L66 147H69ZM133 145H136V144H133ZM156 145L158 146V148L155 151V149H153V148H154V146L156 147ZM126 148L129 151V150L132 149V146L130 144H128V146H126ZM152 149L158 154L157 156L160 157V159H159L160 161L158 160L157 162H154L155 161V156L154 157H152V156L156 155V154H155V152L153 153ZM177 149H179V148H177ZM81 150L83 151V149H81ZM57 151H58V149H57ZM78 151L79 150H77V152ZM143 151H144V149H143ZM216 151H221V160L218 163H216V165H215V164L212 163L211 157H208V156H214ZM61 152H62V150H61ZM111 154L113 155L114 153H111ZM132 154H134V153L132 152ZM64 155H65V153H64ZM95 155L97 156V154H95ZM95 155H93V156H95ZM106 155H108V154H106ZM134 155H137V154H134ZM115 156H116V154H115ZM53 157H54V155H53ZM128 158H129V156L127 157V160H130L132 158L131 161L133 162V164L136 163V162H134L135 159H136V156H135L134 159H133V157H131L129 159ZM115 159H113V160L115 161ZM117 159H118V157H117ZM138 160H139V158H138ZM55 161L57 162V160H55ZM58 161H59V159H58ZM97 161H99V160H97ZM225 161L231 162L232 165L237 169L238 172L236 174H232V173L228 172L227 170L225 171V168H224L226 166L225 163H224ZM105 162L107 163V161H105ZM108 162H110V161H108ZM58 163H56V165H59ZM96 163L94 164L95 167H96ZM139 163H138V165H139ZM81 164L82 163H80V165ZM100 164L103 165L102 163H100ZM115 164H116V162H115ZM60 165H61V163H60ZM62 165H64V164H62ZM91 165H93V164H91ZM109 165L112 166L110 163H109ZM57 167H58L59 170H63V169L59 168V166H57ZM82 167H83V165H82ZM99 167H100V165H99ZM69 168H70V166H69ZM79 168H81V167H79ZM104 168H105V166H104ZM112 168H113V166H112ZM134 168H135V166H134ZM88 170H91L90 167H89ZM96 170L97 169L95 168V171ZM99 170H100V168H99ZM58 172H61V171L57 170V173ZM65 172H67V171H65ZM91 172H92V170H91ZM106 172L108 173L109 171H106ZM95 173H97V172H95ZM100 173L102 174V171H100ZM107 173H106V175H107ZM121 173H119V174L121 175ZM146 174L144 176H146ZM109 175L111 176V174H109ZM112 175H114V172L112 173ZM116 175H117V171H116ZM122 175H124V174H122ZM59 176H61V175H59ZM246 177L249 178V181L245 179ZM104 178H105V176H104ZM217 178L220 179V182L218 184L217 189L212 184H211V186H209L207 183L203 182V181H208V182L212 183ZM64 179H66V178H64ZM105 179H107V176H106ZM109 181H110V178H109ZM247 182H251L250 187L248 189L245 186V184ZM103 184H104V181H103ZM110 184H112V183H110ZM104 185H106V184H104ZM109 186H111V185H108V189H109ZM103 187L107 188L105 186H103ZM239 187H241L243 190L249 191L251 193V197L246 198L245 194H243L244 192H241ZM110 189L108 191H109V193H112L110 191ZM114 191H115V189H114ZM258 191L262 192V194H263L262 197H258L256 195L258 193ZM227 194H232L233 195L234 204H232V199L228 200V196H226ZM232 206L234 207V208H232L233 210H231ZM221 216H222V219H221ZM131 228L136 229L134 227V225H132L127 230L132 231ZM144 231H143V233H144ZM123 233H124V231H123ZM127 233H125V234H127ZM95 234H93V235H95ZM114 234H115V232H114ZM122 234L120 235V237L123 236ZM148 234H149V232H148ZM93 235L91 234V236H93ZM96 235L98 236V234H96ZM130 235H132V233ZM139 235H138V237H139ZM118 236L116 237V236L113 235V238L116 237V238H118V240H122L123 241L124 238L121 237V239H120ZM127 237L128 236H125V238H127ZM86 238H88V236ZM110 238H112V237H110ZM130 238H132V237H130ZM134 238L135 237H133L132 239H134ZM150 238H149V240H151ZM138 239L140 240V238H138ZM143 241L146 242L145 240H143ZM143 241L141 240V242H143ZM151 241H149V242H151ZM125 243H127V241ZM125 243H123V244H125ZM128 243H130V242H128ZM128 243L126 245H128ZM118 244L119 243H117V245ZM120 244H119V246H120ZM132 244L134 246L135 243L132 242L130 244V246L128 245V247H129L128 249L132 248L131 247ZM147 244H149V243H147ZM126 245H125V248H126ZM142 245H144V244H142ZM142 245H140L141 249L143 248ZM114 246L116 247L115 249L117 251L118 250L117 246L116 245H114ZM135 246H137V245L135 244ZM112 247H113V245H112ZM150 247H152V246H150ZM145 248H143V249H145ZM134 249H136V248L133 247V249L131 251H133ZM143 249L141 251H143ZM146 250H145V252L144 251L143 252L146 253ZM178 250L180 252V253L178 252L180 254L179 258L177 257L179 255V254L177 255V251ZM136 252H138V249H137ZM172 252H176V257L177 258H174V256L169 257ZM112 253H113V251H112ZM144 253H142L141 255H143ZM191 253H192V255H190ZM50 254L51 253L49 252L48 257L50 256ZM115 254H117V252ZM135 255H136V253H135ZM174 255H175V253H174ZM43 256H45V255H43ZM88 256H90V255H88ZM118 256L120 257V255H118ZM144 256H142V257H144ZM42 257L40 258L41 260H42ZM115 257H114V260H115ZM51 258L52 257H50L49 259H51ZM87 259H89V257ZM94 259H95V257H94ZM96 260H92V261L95 263ZM92 261H91V263H93ZM62 262H63V260H62ZM78 262L80 263V262H82V260L81 261L78 260ZM98 262H99V260H98ZM102 262L103 261L101 260V263ZM47 263L50 264V261L47 262ZM133 263L134 262H132V264ZM104 264H107V263H104ZM140 264H143V261Z\"/></svg>","mask_w":264,"mask_h":264}]
</instances>
